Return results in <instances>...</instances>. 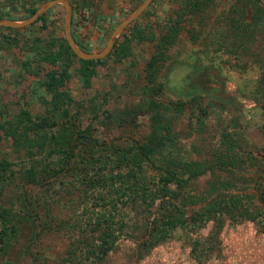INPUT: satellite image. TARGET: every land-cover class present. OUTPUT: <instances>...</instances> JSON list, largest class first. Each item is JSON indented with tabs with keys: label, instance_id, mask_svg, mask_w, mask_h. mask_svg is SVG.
I'll return each instance as SVG.
<instances>
[{
	"label": "rangeland",
	"instance_id": "1",
	"mask_svg": "<svg viewBox=\"0 0 264 264\" xmlns=\"http://www.w3.org/2000/svg\"><path fill=\"white\" fill-rule=\"evenodd\" d=\"M67 1L72 33L89 51H97L139 0ZM187 1L152 0L134 21L152 35V41L132 39L130 55L119 62L103 57L102 63L94 66L89 87L83 86L77 63L69 66L63 88L73 102L65 106L67 118L76 128L90 126L91 136L103 148L93 159H81L79 154L53 176L34 184L24 182L25 151L13 152L10 140L0 130V159L11 164L0 184V207L15 226L0 249V264H264V233L254 221L238 216H223L217 232L213 219L195 222L193 227L178 226L164 240L149 246L147 230L156 201L147 208L128 176V185H121L120 176L124 177L127 169L115 166L112 160L116 147L147 142L150 114L142 100L144 63L175 12ZM41 3L0 0V13L21 20L27 8ZM202 4L196 14L183 16L156 74L162 85L160 99L165 103L185 101L187 106L171 122V139L143 164L148 183L144 188H155L152 182L167 159L197 161L206 169L185 183L186 215L203 211L216 193L224 191L241 195L250 210H261L256 188H264V0ZM47 10L44 28L40 21L17 30L0 27L1 122L22 105L32 114L50 113L37 97L41 94L48 99V94L40 88L36 95L28 92L38 78L34 76L35 52L50 36L63 37L62 6ZM132 27L126 31L130 33ZM31 57L34 60L25 62ZM65 118L58 111L57 121ZM226 132L227 138L223 136ZM230 143L236 147L228 151ZM227 154L235 158L234 167L218 170L213 161ZM52 159L58 167L59 161ZM117 173L119 177H115ZM87 176L93 178L94 185ZM257 218L264 222V212ZM107 225L115 239L112 248L99 257L89 247L96 244L100 229Z\"/></svg>",
	"mask_w": 264,
	"mask_h": 264
},
{
	"label": "trees",
	"instance_id": "2",
	"mask_svg": "<svg viewBox=\"0 0 264 264\" xmlns=\"http://www.w3.org/2000/svg\"><path fill=\"white\" fill-rule=\"evenodd\" d=\"M40 1L43 2L45 0ZM208 1L210 0H188L187 3L183 4L175 12V18L170 20L167 31L161 34L157 42L154 43V52L144 63L146 84L144 85V98L142 100L145 104V109L150 114V131L147 136V142L139 144L133 142L129 147H116L112 151L114 154V159L112 160L116 163L115 166L127 169L124 177L123 175L120 176V184L128 185L125 179L128 176L133 179L132 185H136L137 189L135 191L140 197V201L147 208L151 207L156 201L154 206L155 215L150 220L147 230L149 235L147 242L149 246H153L159 241L164 240L169 232L178 226L185 227L189 224L193 227V225L195 226V222L208 219L214 220L215 231L217 232L221 227L223 216H228L232 219L238 216L254 221L261 229V232L264 233V222L257 218L260 211L264 212V188L261 190L260 188H256L259 191L258 197L263 205L261 210H257L258 212L246 207L242 202L241 195L227 194L224 191L219 194L216 193L203 211L193 210L190 215H186L185 207H187V204L183 195V188L189 179L195 178L205 171L206 166L201 162L180 161L169 158L165 162L164 167L161 168L163 171L158 175L156 182H152L155 188L152 191L144 188L148 183H146L147 180L143 175V164L147 163L155 151L163 148L166 140L171 139V122L174 116L187 106L185 101L175 100L165 103L160 99L162 85L156 81V74L167 48L177 36L183 16L186 13L196 14V11L202 9V3ZM35 8H27L26 16H29ZM147 8L139 16L145 13ZM48 12L49 10L43 12L32 23L40 21V26L44 28L46 26L44 19ZM0 18L14 19L5 13H0ZM134 21L129 24L133 26L132 31L128 33L126 28H124L119 36V40L115 41L112 50L105 57L109 56L113 61L119 62L124 57L130 55L129 48L132 39L139 42L144 40L152 41V35L146 34L147 31L136 25ZM71 23L70 17V26ZM4 29L17 30L18 28L4 26ZM71 34L75 42L82 49L86 51L90 50L77 40L72 31ZM35 53L36 72H34V76L38 78L35 77L36 79L29 85L28 92L29 95H36V90L40 88L45 94H48V99L41 94L37 97L49 108L50 113L32 114L22 105L9 118L3 119L2 122L0 121V130L10 140L12 151L16 153L25 151L28 165L22 171V179L24 182L32 184L37 183L39 179L53 176L65 165L70 164L76 155L80 154L81 159L86 158V156L89 159H93L95 153L103 150L91 136L90 126H85V129L76 128L71 118H67L65 106L72 103L73 100L63 88L69 77L68 68L73 61L77 63L76 72L81 76L83 86L89 87L91 77L95 74L94 66L102 63L103 58L90 60L77 58L70 50L64 37L61 36H50L42 49ZM31 59L34 60V57L25 62H29ZM41 63H45L49 67L45 69L41 66ZM261 80L264 81V69ZM58 111L61 112L62 117H66L60 120V123L56 119ZM1 113L2 111L0 110ZM132 113L136 114V111ZM223 136L227 138L230 135L226 132L223 133ZM235 147L234 144L230 143L227 149L230 151L231 149H235ZM218 156L213 161L217 167L219 166L218 170L226 171L227 167H234L233 161L235 158L233 155L227 154L224 158H220V155ZM52 157L59 161L58 167L54 166L57 162ZM90 161L88 163L90 169H92L93 165ZM251 164L255 163L251 162ZM10 165V162L6 158L2 157L0 159V184L5 179V172L10 169ZM181 174H185L186 176L183 177ZM114 175L115 177H119L120 174ZM86 179L91 185H94L92 184L94 180L91 176H87ZM80 183L82 185L85 184V171L81 173ZM171 184L173 187H170ZM122 194L125 195L124 191H122ZM14 227L5 209L0 207V249L3 248L7 235H11V232L14 231ZM112 233L108 225L103 227L97 235L99 240L93 247L90 246L89 248L95 254H99V257L104 255L112 248L114 243L115 237Z\"/></svg>",
	"mask_w": 264,
	"mask_h": 264
},
{
	"label": "water",
	"instance_id": "3",
	"mask_svg": "<svg viewBox=\"0 0 264 264\" xmlns=\"http://www.w3.org/2000/svg\"><path fill=\"white\" fill-rule=\"evenodd\" d=\"M151 0H140L134 7H132L112 28L103 46L97 51H86L82 49L74 40L71 34L70 17L71 6L67 0H45L27 17L21 20H13L10 18H0V26L6 27H23L32 23L36 18L45 12L53 5L60 4L63 8V37L73 54L80 59H100L105 57L112 49L116 39L124 30V28L133 22L142 11L148 6Z\"/></svg>",
	"mask_w": 264,
	"mask_h": 264
},
{
	"label": "flooded vegetation",
	"instance_id": "4",
	"mask_svg": "<svg viewBox=\"0 0 264 264\" xmlns=\"http://www.w3.org/2000/svg\"><path fill=\"white\" fill-rule=\"evenodd\" d=\"M146 8H147V7H146ZM146 8H145V9H146ZM127 26H128V25H127ZM125 28H126V27H125Z\"/></svg>",
	"mask_w": 264,
	"mask_h": 264
}]
</instances>
